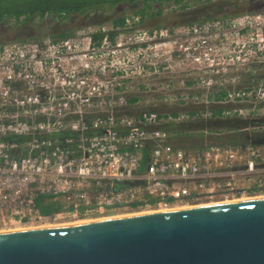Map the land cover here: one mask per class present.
I'll list each match as a JSON object with an SVG mask.
<instances>
[{"label":"built area","instance_id":"built-area-1","mask_svg":"<svg viewBox=\"0 0 264 264\" xmlns=\"http://www.w3.org/2000/svg\"><path fill=\"white\" fill-rule=\"evenodd\" d=\"M150 20L0 44V229L264 194V143L185 148L162 125L196 115L136 112L151 101L264 113V11L161 29Z\"/></svg>","mask_w":264,"mask_h":264},{"label":"water","instance_id":"water-1","mask_svg":"<svg viewBox=\"0 0 264 264\" xmlns=\"http://www.w3.org/2000/svg\"><path fill=\"white\" fill-rule=\"evenodd\" d=\"M0 264H264V198L0 232Z\"/></svg>","mask_w":264,"mask_h":264},{"label":"rangeland","instance_id":"rangeland-1","mask_svg":"<svg viewBox=\"0 0 264 264\" xmlns=\"http://www.w3.org/2000/svg\"><path fill=\"white\" fill-rule=\"evenodd\" d=\"M205 2L204 4H202ZM234 2H237V5H234ZM201 4V5H200ZM191 6L187 7L186 10H172V12L161 14L162 16H158L157 18L151 20L147 23L148 27L158 28L161 29L163 27H171L175 25L174 23H192L195 22L197 19L203 17L204 13H214V14H221V13H230V12H237V11H264V0H209V1H200L194 2L189 4ZM200 5V6H198ZM143 6L142 0L134 3V4H118L111 8L107 6L104 8H94L90 9L88 12L83 14H75L70 15L68 18H64L62 20H53L51 16H45L43 19H38V16L35 20H31L26 24H19L18 26L14 27L13 22H8L7 26H0V44H7L11 42H20L19 38H25L26 41H37L41 39L40 37L49 36L50 34H54L61 31H68L74 28H78L79 26H95L94 24H101L100 26H108L111 24V20L113 17L116 16L118 12H124L125 14L131 13L135 10H139ZM128 8V9H127ZM213 14V15H214ZM83 27V28H84ZM158 29V30H159ZM31 36H37L39 38H31ZM16 39V40H14ZM178 70V68H176ZM184 73V72H183ZM183 73L178 72L179 82L182 84V81H187L188 79L186 76H183ZM172 75L168 74V78ZM176 92H179V87L177 85ZM142 106L140 108H136L139 112L140 110L145 109H152L157 110V108L161 110H165V113H172L178 112V114L184 113L180 109H184L186 107H190L192 103L188 105H168L164 103H157L151 102L146 104L145 102L141 103ZM144 105H147L146 107ZM212 105V104H210ZM184 106V107H183ZM156 109H153L155 108ZM212 106L200 104L198 110L201 115H211L212 117H203L205 120H211L213 116H217L220 112L219 109H215V111L210 110ZM228 108V107H227ZM226 109V107H225ZM164 112V111H163ZM264 113L258 114L257 118L263 117ZM256 118V116H255ZM198 119V118H197ZM191 119H185V121ZM174 120H169L168 123L170 126V133L172 135V141L174 144L191 149H199L203 147H207L209 145H226V144H233V141L236 140L239 143L248 139L246 136H242L239 134H235L233 130H226L225 128H209L212 126H197V127H184L183 131L179 130L178 127L174 125ZM165 124V123H164ZM200 124V123H199ZM202 125V124H200ZM217 127V126H215ZM246 129L248 131H257L263 133L264 137V129H258V127L249 126ZM245 129V130H246ZM257 137V135H255ZM235 138L234 140H232ZM259 137L256 141L260 140ZM154 210V209H151ZM140 211H132V210H121L117 211L114 215L120 214H128ZM70 221H59L58 224H63ZM72 222V221H71ZM16 224H12L6 227V229L14 228ZM21 226V225H20ZM22 226H31V225H22ZM1 230V229H0Z\"/></svg>","mask_w":264,"mask_h":264},{"label":"trees","instance_id":"trees-1","mask_svg":"<svg viewBox=\"0 0 264 264\" xmlns=\"http://www.w3.org/2000/svg\"><path fill=\"white\" fill-rule=\"evenodd\" d=\"M140 0H0V26H7L8 22H13L14 27L18 26L19 24H26L29 21H33L37 18L43 19L45 16H51L53 20H62L64 18H68L70 15L75 14H83L88 12L90 9L94 8H104L108 7L111 8L113 6H116L118 4H134ZM190 0H142L143 6L139 10H135L131 13L125 14L123 11L118 12L115 17L112 18L111 24L114 27L117 26H123L126 23V19L132 15L135 16H150L151 18L155 19L158 16H162V9L161 6L163 3H174L178 5L179 10H186L187 7L191 6L188 3ZM194 1V4L196 2L200 1H209V0H192ZM237 1V0H236ZM182 3H184L182 5ZM203 2L202 4H204ZM237 2H234V5H237ZM156 5H160V7H157ZM201 5V4H200ZM198 5V6H200ZM128 9V8H127ZM254 11V10H253ZM245 12H252V11H237V12H230V13H221V14H214V13H204L203 17L200 19H197L195 22L192 23H186V24H202L214 19L218 18H227L228 16L235 15V14H241ZM214 14V15H213ZM176 25H179L181 23H174ZM96 26H100L101 24H94ZM84 26H79L78 28H74L68 31H61L57 33H52L49 36H51L55 40L64 39L71 35H73L77 30L83 28ZM86 27V26H85ZM103 37V34L97 33L94 35L95 40L100 41ZM110 37H113V34H110ZM31 38H39L35 36H31ZM43 38V37H40ZM16 40V39H14ZM19 40H22V42L26 41L25 38H19ZM196 106V105H194ZM212 107L210 110L215 111V109H219L220 112L223 111L226 107V105H217L212 104ZM184 107V106H183ZM187 108V107H186ZM228 108H231L228 106ZM185 109V108H184ZM182 110V109H181ZM184 113H188L192 116L196 117L191 120H183V121H177L173 122L176 127H178L179 130L183 131L184 127H205V126H212L209 128H225L226 130H233L235 134H239L242 136H246L248 139L245 141H242L241 143H247V142H254L257 144H263L264 143V137L263 133L257 131H248L249 129H246L249 126H256L258 129H264V116L255 118V116H247V117H237V116H220L221 114H218L217 116H213L211 120H205L203 119V116L200 114L198 110H194L192 108H189V110L182 111ZM219 112V113H220ZM173 116L177 117L178 112H172ZM198 118V119H197ZM202 125H200V124ZM170 126L168 123H165L162 125V128L167 129L170 131ZM217 126V127H215ZM246 129V130H245ZM257 135V137H255ZM259 137H261V142L256 141ZM233 138L232 140H234ZM233 144H240L238 141L234 140ZM121 186V185H120ZM39 206L42 207L44 212H50L53 209H55V204H44V201L42 198H39L38 200Z\"/></svg>","mask_w":264,"mask_h":264},{"label":"bare ground","instance_id":"bare-ground-1","mask_svg":"<svg viewBox=\"0 0 264 264\" xmlns=\"http://www.w3.org/2000/svg\"><path fill=\"white\" fill-rule=\"evenodd\" d=\"M258 198H264V194L262 195H252V196H243V197H239L237 199H233V200H227V201H219V202H211V203H204V204H199V205H194V206H200V205H211V204H219V203H229V202H238V201H246V200H251V199H258ZM188 207H193V205H183V206H175L173 208L170 209H154V210H143L140 212H134V213H126V214H120V215H114L111 216L110 218H116V217H125V216H131V215H137V214H142V213H152V212H159V211H167V210H176V209H183V208H188ZM102 219H108V218H100V219H95V220H81V221H73V222H68V223H64V224H53V225H45V226H35L32 224H28V223H18V222H14L12 224H16L14 226V228L11 229H6V228H1L0 232H4V231H19V230H28V229H35V228H47V227H54V226H58V225H72V224H78V223H86V222H92V221H96V220H102ZM11 224V225H12ZM21 225V226H20ZM22 225H31V226H22Z\"/></svg>","mask_w":264,"mask_h":264},{"label":"crops","instance_id":"crops-1","mask_svg":"<svg viewBox=\"0 0 264 264\" xmlns=\"http://www.w3.org/2000/svg\"><path fill=\"white\" fill-rule=\"evenodd\" d=\"M188 105V104H187ZM194 105H196V106H194ZM199 105L200 104H192V105H190V107H187V108H185V109H180L181 111H184V110H189V108H192V109H199L198 107H199ZM202 105V104H201ZM206 105V104H205ZM209 106H211V105H209ZM229 107H231V105H228ZM226 108H227V106H226ZM153 109H156V107L155 108H153ZM157 110L158 111H160V109L159 108H157ZM164 112H166L165 110H163ZM162 110H161V112H163Z\"/></svg>","mask_w":264,"mask_h":264}]
</instances>
